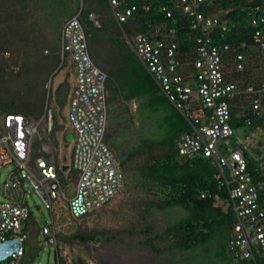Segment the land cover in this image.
I'll list each match as a JSON object with an SVG mask.
<instances>
[{"label": "built area", "instance_id": "built-area-1", "mask_svg": "<svg viewBox=\"0 0 264 264\" xmlns=\"http://www.w3.org/2000/svg\"><path fill=\"white\" fill-rule=\"evenodd\" d=\"M144 1L108 0V3L122 27L135 16L141 4L149 10ZM222 1H174L192 28L199 31L195 42L187 48L178 43L177 29L166 23L133 37L125 32L123 36L162 92L193 123L192 131L178 140L180 156L204 155L217 165L215 176L227 186L235 212L228 251L233 264H242L255 254L264 257V145L260 166L263 177L256 179L248 169L245 153L251 146L237 136L232 121L243 119L246 126L263 123L260 128L264 131V9L251 7L250 41L222 42L220 35L230 31V24L220 10ZM166 10V6L162 7V11ZM90 16L100 26L96 17ZM167 16L172 17L171 10ZM61 45L76 70V85L68 101L74 135L71 167L77 174L76 186L69 194L64 187L68 179L63 177L57 161L33 157V140L42 121L8 111L0 104V174L12 165L2 188L6 199L0 200V240L18 237L23 243L0 264H19L24 255V241L29 238L26 220L31 213L26 185L42 197L51 212L52 222H45L44 226V233L49 235L55 229L53 211L58 202H67L70 216L79 219L100 210L124 191L121 159L107 139V74L90 54L79 13L64 23ZM11 55L0 48V61L9 60ZM11 68L18 69L15 65ZM136 107L134 104L133 108ZM49 115L46 131L52 135V110ZM249 137L246 135V139ZM54 147L53 142L50 148Z\"/></svg>", "mask_w": 264, "mask_h": 264}, {"label": "trees", "instance_id": "trees-1", "mask_svg": "<svg viewBox=\"0 0 264 264\" xmlns=\"http://www.w3.org/2000/svg\"><path fill=\"white\" fill-rule=\"evenodd\" d=\"M174 1L145 0L144 4L149 6V10L141 4L135 16L120 27L113 17L108 0H0V24L11 28V35L7 36L0 30V48L3 51L12 49L11 54L14 53L16 58L13 65L19 67L18 77L21 78L20 81L10 78L5 83L4 78L7 76L4 75L6 72L3 68L9 65V61H0V76H5L1 81L4 95H0V101L6 110L33 118L43 112L47 96L52 99V94L47 95L45 88L48 76L62 62L65 64V57H68L67 53H63L61 45L63 25L79 13L86 29L90 54L96 65L107 74L108 112L109 107L112 108L115 104L143 99L144 108L158 117L157 124L163 132L159 138L141 137L139 143L121 157L124 188L132 195L131 203L134 207L130 214L131 223L125 230L149 235L144 244L157 254L188 253L189 255L184 256L188 264H233L228 243L235 212L227 186L215 176L218 167L211 158L204 155L193 158L180 156L178 140L183 134L192 131L193 123L162 92L154 76L123 36L125 32L133 37L148 31L150 27L166 23L177 29L181 47L187 48L193 44L199 31L192 28ZM164 6L167 7L166 12L162 11ZM252 6L264 9V0H223L220 3L223 19L230 24V31L220 35V41H250L253 29L249 27L248 19ZM169 10L172 11V17L167 16ZM90 15L96 16L100 26L95 25ZM26 20L33 21L30 24L32 31L41 30L45 33L43 39L39 40L31 34L19 36L17 31ZM15 29L17 31L14 33ZM45 49H48V53L44 52ZM246 74L249 72L246 71ZM10 80L14 81V87H11ZM246 80L249 82L250 76ZM70 89L69 81H64L57 91L58 103L64 104ZM235 113L234 109L233 114ZM53 119L56 122L54 112ZM232 124L238 131L246 126V121L233 118ZM262 124L253 123L249 127L252 130L263 127ZM251 130L246 131L244 136L251 135ZM65 137L67 140V133ZM108 144L113 150L120 148L115 136L108 140ZM248 145L251 146V149L245 151L248 169L258 179L263 174L258 163L253 161H262L263 148L258 145L263 146L264 143L261 141L255 145L250 142ZM76 182L77 174L71 172L70 179L64 186L69 194L73 193ZM65 203L70 216L68 203ZM174 206L184 208L187 215L167 223L161 232L152 234V224L144 223L152 210L166 211ZM30 216L31 213L26 220V230ZM137 223L141 225L136 227ZM105 233L104 230L94 231L93 234H84L80 239L93 242ZM206 245L216 246L210 257L206 260L191 259L199 247ZM29 248L26 239L22 258ZM181 262L184 263V259L177 261ZM241 263L264 264V257L255 254L253 259H244Z\"/></svg>", "mask_w": 264, "mask_h": 264}, {"label": "rangeland", "instance_id": "rangeland-1", "mask_svg": "<svg viewBox=\"0 0 264 264\" xmlns=\"http://www.w3.org/2000/svg\"><path fill=\"white\" fill-rule=\"evenodd\" d=\"M95 16V15H93ZM96 17V16H95ZM33 21L26 20L22 24V28L15 29L14 33L19 32V36L22 34H31L33 37L43 39L44 32L41 30H31ZM1 32L7 36L11 35V28L7 25L0 24ZM47 37V35H46ZM10 51V49H9ZM12 52V49L11 51ZM45 53H48V49H45ZM13 55V57H12ZM8 60L9 65L3 70L6 72L5 76H0V95H4L1 84L2 79L6 80L10 78L20 81L18 77L20 72L19 67L17 70L11 68L15 54L13 53ZM64 58V57H63ZM65 64L63 62L52 73L55 74L54 79L50 80L52 75L48 76V80L45 83V88L48 94H52V99H49V95L46 98V105L43 112L34 116L35 119L41 120L42 124L39 126V131L33 140V157H44L49 161L56 160L63 177L70 179L72 159L71 154L73 150V141L66 140L65 133L72 132V127L69 122V97L72 91L71 78L75 72V67L69 57H65ZM62 68V70H60ZM68 80L71 89L67 95L66 101L61 105L58 103L57 91L58 88ZM9 82V81H8ZM11 87H14V81L10 80ZM9 85V86H10ZM0 104L2 102L0 101ZM126 104V103H125ZM128 104V103H127ZM3 105V104H2ZM122 104H115L112 108L109 107L108 112V133L110 137L115 136L120 148L114 149L117 156L121 159L124 157L131 147L137 145L140 138L143 136H149L152 138H159L163 132L158 127V117L153 115L152 117L139 116L140 104L137 102V112L123 115L118 110ZM129 107L131 105L128 104ZM52 110L55 114L56 122H54V133L49 135L47 130V122L49 120V112ZM47 111V112H46ZM133 114V116L131 115ZM46 121V122H45ZM53 121H55L53 119ZM63 127V129H61ZM251 128L246 126L245 129H239L237 136L248 145L250 142L264 143V131L262 128H253L249 139H246L245 131H250ZM54 148H50V144ZM260 148L262 145H258ZM252 155L254 153L250 151ZM12 165L6 166L0 174V200H5V196L2 192L4 182L7 178V173L10 171ZM64 167H67L64 169ZM70 181H73L72 179ZM67 182V181H66ZM66 184V183H65ZM27 201L31 210V216L27 231L29 232L28 244L29 249L26 251V255L21 259L19 264H99V261L105 264L106 257L102 254L101 247H111L120 251V258L130 264H188L187 259L178 252L172 254H157L152 251L150 247L144 244V241L148 238L142 232H127L125 228L131 223V215L134 207H132L131 198L132 195L124 191L119 197L112 202L96 211L94 214L85 218L75 219L69 216L67 212V205L65 202H58L53 213L55 229L49 235L44 233V226L51 224L52 216L51 212L46 208L45 203L40 195H38L32 187L26 185ZM67 190V189H66ZM187 215V211L182 207H170L166 211H160L153 209L149 214L147 221L153 226L152 234L155 232H161L169 222L177 221ZM47 222V224L45 223ZM141 225L137 223L136 227ZM128 229V228H126ZM104 230L105 235H101L99 240L83 241L80 239L86 233H94V231ZM216 250L215 245H206L199 247L193 254L191 259L194 261L206 260ZM184 259V263H177L178 260ZM187 261V262H186Z\"/></svg>", "mask_w": 264, "mask_h": 264}, {"label": "water", "instance_id": "water-1", "mask_svg": "<svg viewBox=\"0 0 264 264\" xmlns=\"http://www.w3.org/2000/svg\"><path fill=\"white\" fill-rule=\"evenodd\" d=\"M54 73H52L50 80L54 78ZM63 129V127L61 128ZM74 138V135L72 132L67 133V140L69 142H72ZM110 136L109 133L107 135V139L109 140ZM72 158V154H71ZM67 167H64L66 169ZM71 172H75L74 169L71 167ZM100 238H97L99 240ZM23 245L22 241L18 238H12L7 240H0V262H3L7 260L9 257L12 256L13 253H15L21 246Z\"/></svg>", "mask_w": 264, "mask_h": 264}, {"label": "crops", "instance_id": "crops-1", "mask_svg": "<svg viewBox=\"0 0 264 264\" xmlns=\"http://www.w3.org/2000/svg\"><path fill=\"white\" fill-rule=\"evenodd\" d=\"M71 82H72V90H73L74 87H75V85H76V72H74V74H73V76L71 78ZM137 102L140 104L139 116H147V117H152L153 116L152 113H150L149 111H147L144 108L143 104H144L145 100H143V99H134V100H131V102H128V104L131 105V107H129L128 104H122V105H120V107L118 108V110H120V112L123 113V115L130 114V109L132 110V112L133 111L134 112H137V109H138ZM134 104L137 105V107L135 109L133 108V105ZM131 115L133 116V114H131ZM253 162H257L259 167L262 164V161H253Z\"/></svg>", "mask_w": 264, "mask_h": 264}, {"label": "flooded vegetation", "instance_id": "flooded-vegetation-1", "mask_svg": "<svg viewBox=\"0 0 264 264\" xmlns=\"http://www.w3.org/2000/svg\"><path fill=\"white\" fill-rule=\"evenodd\" d=\"M110 136V135H109ZM112 138V137H110ZM109 138V139H110ZM102 254H105L106 261L105 264H130L128 262L123 261L120 256L118 250H115L111 247H101ZM99 264H103V262L99 261Z\"/></svg>", "mask_w": 264, "mask_h": 264}]
</instances>
